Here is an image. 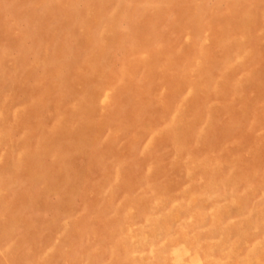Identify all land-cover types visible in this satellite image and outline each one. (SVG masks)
<instances>
[{
    "label": "rangeland",
    "instance_id": "obj_1",
    "mask_svg": "<svg viewBox=\"0 0 264 264\" xmlns=\"http://www.w3.org/2000/svg\"><path fill=\"white\" fill-rule=\"evenodd\" d=\"M0 264H264V0H0Z\"/></svg>",
    "mask_w": 264,
    "mask_h": 264
}]
</instances>
